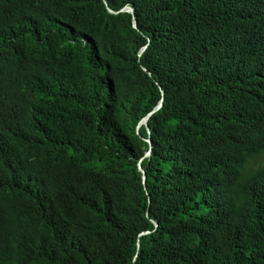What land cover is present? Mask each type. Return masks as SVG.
Masks as SVG:
<instances>
[{
    "label": "trees",
    "instance_id": "1",
    "mask_svg": "<svg viewBox=\"0 0 264 264\" xmlns=\"http://www.w3.org/2000/svg\"><path fill=\"white\" fill-rule=\"evenodd\" d=\"M0 264H264V0H0Z\"/></svg>",
    "mask_w": 264,
    "mask_h": 264
},
{
    "label": "water",
    "instance_id": "2",
    "mask_svg": "<svg viewBox=\"0 0 264 264\" xmlns=\"http://www.w3.org/2000/svg\"><path fill=\"white\" fill-rule=\"evenodd\" d=\"M126 11H129L130 13H132V9L131 8H126L125 9ZM111 12V11H110ZM162 101V100H161ZM161 101L159 102V104H158V106H157V108L161 105ZM146 120H147V117L146 118H144L142 121H140V123H139V125H141V124H146ZM138 125V126H139ZM138 126H137V128H138ZM148 141V140H147ZM149 155V151L147 152V153H145V156H148ZM138 168H139V171H140V173H141V177H142V183H144V181H145V174H144V172H143V170L141 169V167H140V162L138 163Z\"/></svg>",
    "mask_w": 264,
    "mask_h": 264
}]
</instances>
